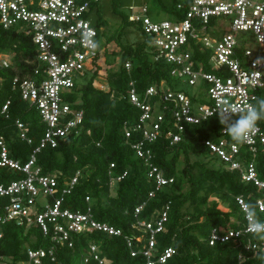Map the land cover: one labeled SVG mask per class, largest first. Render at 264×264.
I'll list each match as a JSON object with an SVG mask.
<instances>
[{
  "label": "built area",
  "instance_id": "obj_1",
  "mask_svg": "<svg viewBox=\"0 0 264 264\" xmlns=\"http://www.w3.org/2000/svg\"><path fill=\"white\" fill-rule=\"evenodd\" d=\"M99 2L0 0V37L3 30L15 28L30 34L36 48L37 66L32 77L15 76L13 88L33 104L45 124L39 143L25 162L10 156L7 144L0 136V167L22 175L0 182V240L3 224L14 221L25 226H38L43 235L49 236L54 243L46 249L27 248V259L20 264H43L45 257L54 260L55 245L64 244L73 249L72 234L92 229L111 235L121 234L119 229L94 219L89 196L85 197L87 205L83 210L63 207L64 196L76 184L79 171L61 186L59 171L44 174L36 162V153L41 148L55 147L60 139L78 134L82 128L83 111L72 105L67 93L73 90L76 82L89 76L91 62L97 56V19H91L90 14ZM126 16L141 29L144 40L149 42L151 60L164 62L169 74L177 80L173 85L161 80L158 84H150L141 93L133 79L128 81L126 95L139 109V116L134 124L124 127L126 142L147 165V175L155 186L148 192L147 200L136 207V212L155 196L157 190L174 180L152 163L150 144L163 134L171 143L178 142L186 124H200L216 118L222 135L216 140L206 139L204 144L230 170L239 171L243 181L252 182L262 190L256 206L264 214V178L259 177L253 160L259 148L264 152V127L257 123L250 138L237 143L227 139L229 134L217 114L208 116L224 100L237 106L243 114L255 104L259 90L264 88V0H192L185 16L163 20L153 19L145 3L129 5ZM249 39L253 44L247 42ZM13 55L11 49L0 50V68L11 64ZM124 67L129 72L130 61L127 60ZM179 81L192 87V93L179 89ZM8 104L7 100L0 114L6 112ZM15 124L19 138L30 143L27 125L19 120ZM242 145L248 147L251 159L241 155ZM121 177H111V192ZM237 199L243 209L246 203L240 197ZM167 210L165 205L157 219L138 221L139 226L150 232L148 247L143 250L145 264H165L174 253L172 247H167L156 259L152 258L155 255L153 236L156 232L165 231ZM246 227L247 220L245 227L231 229L224 234L214 228L209 243L230 238L236 240L248 233ZM247 247L253 250L262 248L264 240H249ZM88 252V256L81 257V264H90L91 257L95 264H107L97 245L89 244ZM243 261V255H238V264H244ZM0 264H9L2 254Z\"/></svg>",
  "mask_w": 264,
  "mask_h": 264
},
{
  "label": "trees",
  "instance_id": "obj_2",
  "mask_svg": "<svg viewBox=\"0 0 264 264\" xmlns=\"http://www.w3.org/2000/svg\"><path fill=\"white\" fill-rule=\"evenodd\" d=\"M191 1L175 0L167 5L165 0H154L158 9L178 18L185 16ZM124 18L131 23L126 14ZM101 22V18L96 20L98 50L91 62V73L83 81L76 82L73 90L67 93L72 105L83 111L82 128L78 134L60 139L55 147L41 148L36 153V162L44 174L59 171L61 186L79 171L76 184L64 196L63 207L83 210L87 205L85 197L89 196L94 219L119 229L121 234L111 235L95 229L72 234L73 249L57 244L54 260L45 257L43 264H81V257L89 255V244L99 247L100 256L107 260V264H145L143 250L148 247L150 232L139 226L138 221L157 219L165 205L168 206L165 231L153 236V259L167 247H172L174 253L165 264H238V255H243L244 264H264V259L260 258L264 257V247L254 250L247 247L249 240H259L250 233H244L236 240L230 238L209 243L214 228L224 234L245 227V214L238 197L246 204L255 205L256 199L262 197L261 189L252 182L243 181L239 171L230 170L204 144L206 139L216 140L222 135L216 118L200 124H186L178 142L171 143L163 134L150 144L152 163L174 180L157 190L155 196L136 212V207L147 200L148 192L155 186L147 175V165L126 142L124 127L134 124L139 116V109L126 95L128 81L133 79L141 93L150 84H158L161 80L168 85L176 84L177 80L169 74L164 62L151 60L145 42L124 43L120 29L100 43ZM110 41L120 48L116 70L110 67L115 61V57L109 60L110 54L115 56L107 48ZM6 49H11L14 55L8 67L0 68V110L9 101L6 112L0 114V136L6 142L10 156L25 162L39 143L45 124L33 104L21 97L12 82L17 75L32 77L37 66L36 48L30 34L9 28L3 30L0 37V50ZM127 60L131 63L129 72L124 67ZM103 74L109 84L107 90L94 85V80ZM258 99H264V88L259 90L254 105ZM16 120L27 125L30 143L19 138ZM263 121L258 122L262 128ZM226 137L231 139L230 135ZM240 152L243 157L251 159L247 146L242 145ZM253 160L259 177L264 178L262 149L257 150ZM21 176L18 171L0 167V182ZM112 176L122 177L111 192L109 182ZM211 194H215L227 208L221 209L217 199L209 200ZM257 214L264 220V214L258 209ZM52 244L50 237L43 235L38 226L11 221L3 224L0 254L8 259L9 264H20L27 259V248L46 249ZM91 259L90 264H95Z\"/></svg>",
  "mask_w": 264,
  "mask_h": 264
},
{
  "label": "rangeland",
  "instance_id": "obj_3",
  "mask_svg": "<svg viewBox=\"0 0 264 264\" xmlns=\"http://www.w3.org/2000/svg\"><path fill=\"white\" fill-rule=\"evenodd\" d=\"M100 0L96 9H94L90 17L91 19H100L101 18V32L99 34V42L104 43L108 35L113 34L117 30H122L123 34L120 37L124 43L135 44L136 41L145 42L146 48L150 47L149 42L145 41V35L136 24H131L125 21V14H127V7L129 5L140 6L142 4H147L149 7L150 16L156 20L169 19L173 17V14H170L164 9H158V4L154 0ZM175 0H165L167 5L173 3ZM179 1V0H177ZM116 35V34H114ZM253 44L252 40H247ZM250 46H253V45ZM107 48L110 52H113L115 56L109 55V60L115 61L110 65L112 70H116L119 66V53L120 48L116 45L115 42L110 41L107 44ZM94 85L101 89H109V84L107 82L106 76L103 74L94 80ZM179 89L189 91V94L192 93L193 88L185 85L183 82L179 81L177 83ZM114 98V95H111ZM186 186L184 187V189ZM217 199L219 202V207L223 210L227 208L226 204L220 203L219 198L215 194H211L209 200Z\"/></svg>",
  "mask_w": 264,
  "mask_h": 264
},
{
  "label": "clouds",
  "instance_id": "obj_4",
  "mask_svg": "<svg viewBox=\"0 0 264 264\" xmlns=\"http://www.w3.org/2000/svg\"><path fill=\"white\" fill-rule=\"evenodd\" d=\"M214 113L218 115L219 122L227 130L231 139L237 143H243L250 138L257 123L264 120V99H258L257 104L249 106L243 114L237 106L224 100L218 104L217 110L209 112L208 116ZM233 117L238 118L233 119ZM242 210L247 220L246 231L254 237L264 240V220L259 218L256 205L247 203ZM260 258L264 259V257Z\"/></svg>",
  "mask_w": 264,
  "mask_h": 264
}]
</instances>
